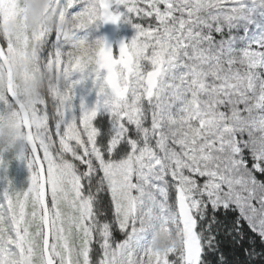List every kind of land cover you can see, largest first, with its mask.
I'll use <instances>...</instances> for the list:
<instances>
[{
  "label": "snow or ice",
  "instance_id": "6c2138e0",
  "mask_svg": "<svg viewBox=\"0 0 264 264\" xmlns=\"http://www.w3.org/2000/svg\"><path fill=\"white\" fill-rule=\"evenodd\" d=\"M33 3L0 0V264H264V0Z\"/></svg>",
  "mask_w": 264,
  "mask_h": 264
},
{
  "label": "rangeland",
  "instance_id": "374dc122",
  "mask_svg": "<svg viewBox=\"0 0 264 264\" xmlns=\"http://www.w3.org/2000/svg\"><path fill=\"white\" fill-rule=\"evenodd\" d=\"M80 37L83 38L87 35L85 32L79 33ZM95 38L103 37V26L96 31L94 34ZM136 36L135 29L131 25H119L118 38L124 39L126 42L130 43L131 40ZM80 75L77 73L73 76V80H78ZM89 87H91L89 85ZM79 93V89L77 90ZM96 97L95 94L86 97V101L89 105L93 104ZM79 102V101H78ZM12 167V178L7 174L6 170H0V193L8 187V182L11 181L17 191L26 190L30 186L31 172L28 170L26 163L20 161H15L11 163ZM26 182V185L24 183Z\"/></svg>",
  "mask_w": 264,
  "mask_h": 264
},
{
  "label": "clouds",
  "instance_id": "9594fccd",
  "mask_svg": "<svg viewBox=\"0 0 264 264\" xmlns=\"http://www.w3.org/2000/svg\"><path fill=\"white\" fill-rule=\"evenodd\" d=\"M50 0H34L33 7H32V14L30 18V27L33 29H38L41 20L44 18V14L47 11V7ZM48 27L52 29L55 27L53 18L51 16L48 17ZM62 30L67 33L71 34V28L68 24L62 25ZM43 87L42 84L37 83L35 85V90L39 91Z\"/></svg>",
  "mask_w": 264,
  "mask_h": 264
},
{
  "label": "water",
  "instance_id": "95a60500",
  "mask_svg": "<svg viewBox=\"0 0 264 264\" xmlns=\"http://www.w3.org/2000/svg\"><path fill=\"white\" fill-rule=\"evenodd\" d=\"M119 25H104L103 26V37L107 38L109 42L113 43L115 46H118V42H126L124 39L117 40L116 36L118 33Z\"/></svg>",
  "mask_w": 264,
  "mask_h": 264
},
{
  "label": "trees",
  "instance_id": "16d2710c",
  "mask_svg": "<svg viewBox=\"0 0 264 264\" xmlns=\"http://www.w3.org/2000/svg\"><path fill=\"white\" fill-rule=\"evenodd\" d=\"M7 174L10 176V178H12V167H11V165L7 168ZM24 185H26V182L24 183ZM229 255L234 256V253L229 252Z\"/></svg>",
  "mask_w": 264,
  "mask_h": 264
}]
</instances>
